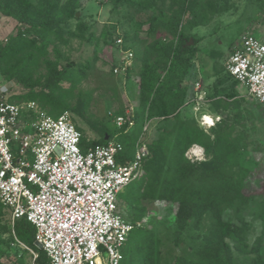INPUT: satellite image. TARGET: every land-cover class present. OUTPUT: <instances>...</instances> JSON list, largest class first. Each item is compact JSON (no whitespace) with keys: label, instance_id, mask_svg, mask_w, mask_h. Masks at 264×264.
Segmentation results:
<instances>
[{"label":"trees","instance_id":"obj_1","mask_svg":"<svg viewBox=\"0 0 264 264\" xmlns=\"http://www.w3.org/2000/svg\"><path fill=\"white\" fill-rule=\"evenodd\" d=\"M129 1L135 8L147 12L144 40L149 42L141 55L135 57L136 71H129L127 78H131L133 71L137 72L140 105L136 111V140L130 146L122 142L126 146L125 159H133L132 149L147 122L150 126L155 121L165 122L168 126L159 127L161 134L155 141L150 142L145 137L150 156L144 161V175L125 189L123 199L131 204L143 200L177 204V236L189 227L199 229L205 218L211 217L202 246L182 250L173 264H241L239 256L247 255L252 258L250 264H264V181L260 191L248 190L251 170L241 163L244 146L236 134L237 124L231 114H226L234 108L239 109L245 102L237 92L238 83L226 70L222 73L224 67L216 70L217 79L207 93L206 103L210 101L221 120L209 131H205L195 117L182 115V110L194 96L186 81L195 68L198 44L196 37L187 32L204 25L207 8L212 13H220L234 0H211L207 6L204 0ZM246 1L260 5L263 0ZM79 9L80 0H0V14L23 26L16 36L0 47V70L5 80L18 81L26 91L15 95L11 99L13 102H36L56 118L65 111L86 118L92 97L77 92V89L93 70V65L85 61L80 65L61 66L57 49V45H67L75 38L87 40V43L98 42L89 25L78 17ZM159 35H167L170 40ZM191 40L194 45L188 46ZM105 42L111 45L114 39L110 37ZM53 51L55 58L50 57ZM116 76L122 87L123 78ZM254 102L264 108L255 99ZM109 113L108 118L112 120ZM170 120H173L172 124H169ZM76 128L82 135L83 151L89 146L105 145L111 139V131L105 125L101 138L91 142L86 141L80 127L76 125ZM195 145L203 148L204 161L192 162L186 157ZM1 210L7 212L0 205ZM229 211L232 218L226 219ZM248 217L261 224L260 235L252 244L249 242L252 227ZM130 222L136 227L125 248V261L161 264L157 234ZM0 230L2 233L8 230L1 226V221ZM14 231L21 243L39 254L35 264H47L45 252L33 244L35 228L23 219L15 223Z\"/></svg>","mask_w":264,"mask_h":264},{"label":"built area","instance_id":"obj_2","mask_svg":"<svg viewBox=\"0 0 264 264\" xmlns=\"http://www.w3.org/2000/svg\"><path fill=\"white\" fill-rule=\"evenodd\" d=\"M115 43L120 55L113 72L127 80L135 54L124 51L122 37ZM225 70L264 107V38L245 32ZM194 92L188 104L206 101L200 83H195ZM109 115L125 133L136 126L130 104L123 114ZM205 117L210 116L201 117L202 127L208 126ZM213 126L214 122L209 128ZM149 127L147 122L133 159H125L124 145L111 139L83 151L82 135L69 111L53 117L36 102H13L0 86V205L10 213L14 238L32 253L33 264L39 254L21 243L14 231L23 219L35 228V245L45 252L47 264L125 262L136 225L122 214L119 196L144 175Z\"/></svg>","mask_w":264,"mask_h":264},{"label":"rangeland","instance_id":"obj_3","mask_svg":"<svg viewBox=\"0 0 264 264\" xmlns=\"http://www.w3.org/2000/svg\"><path fill=\"white\" fill-rule=\"evenodd\" d=\"M210 1L204 0V5L207 6ZM220 5L223 3L221 2ZM227 7L228 9H223L220 13H212L207 8L204 25L187 32L198 40L195 68L192 73L196 76L194 81L201 83L202 91L206 96L217 79L216 70L219 71L224 67L222 73H225V63L232 55L233 48L241 41L243 34L249 31L264 38V0L260 5L249 4L246 0H234ZM79 15V18H83L89 25L98 42L87 43V40L85 42L75 38L67 45H57L61 66L69 63L80 65L85 61L93 65V70L88 73L86 79L81 81L77 89V92L89 94L92 97L86 118L81 119L73 114L72 116L76 125L84 131L86 141L99 140L102 127L105 125L111 131V140L124 142L130 146L136 140L135 128L127 133L119 130L108 118V112L115 114L125 112L127 104L137 111L140 105V80L137 72H134L136 70L133 69L131 78L123 79V85L120 87L118 77L112 73L120 55V49L115 41L122 37L126 43L124 51H133L135 57L141 55L149 42L144 40L147 12L135 8L129 0L117 3L113 0H80ZM22 28L23 26L17 20L0 14V47L16 36ZM110 37L114 39V42L107 45L105 41ZM158 37L170 40L167 35ZM50 57L55 58L56 53L53 51ZM40 71L44 73L43 69ZM0 86L7 93L9 92L10 99L26 92L18 81L5 80L2 70H0ZM65 86L67 87V84ZM237 92L245 102L241 103L239 109L234 108L231 113L226 114H231L233 121L237 124L236 134L239 135L244 146L241 163L251 170L248 190L256 192L262 189L264 181V108H259L254 99L247 94L246 89H241L238 84ZM191 104L193 105L190 108L188 106V109H183V117H195L200 125L201 117L207 114L212 117L214 124L221 120V115L214 113L210 101L206 103L199 100ZM172 123L173 120H170L169 124ZM162 125L168 126L165 122L162 124L153 122L146 132V139L150 142L157 140L161 134L159 127ZM210 128L205 125L203 127L205 131H209ZM134 153L133 148L132 156ZM186 157L192 162L206 159L204 150L198 147H192ZM119 201L124 216L141 225L143 229L157 234L160 239L161 264H173L182 250L199 249L204 235L208 233L210 216L205 218L199 229L189 227L177 236L175 225L177 204L145 200L139 204H131L130 201L123 199V193L119 196ZM7 212L4 210L0 212L1 226L8 228L5 233L0 230V264H33L32 253L14 238L10 225V213ZM231 218L232 213L229 211L226 213V219ZM248 221L252 227L249 235V242L252 244L260 235L261 224L250 217ZM33 244L35 245V241ZM262 247L264 259V243ZM251 259L248 255L247 257L239 256L241 264H250ZM123 264L130 263L125 261Z\"/></svg>","mask_w":264,"mask_h":264},{"label":"crops","instance_id":"obj_4","mask_svg":"<svg viewBox=\"0 0 264 264\" xmlns=\"http://www.w3.org/2000/svg\"><path fill=\"white\" fill-rule=\"evenodd\" d=\"M196 79V76H195V74H191V76H190V78L189 79H187V81H186V83L189 85V88H190V91H191V95H194V87H195V83L197 82V81H194ZM234 79V78H233ZM235 80V79H234ZM236 81V80H235ZM237 82V81H236ZM199 83V82H198ZM238 83V82H237ZM201 84V83H200ZM238 85L240 86V88L241 89H245L243 86H241L239 83H238ZM193 97V96H192ZM191 99V98H190ZM189 99V100H190ZM189 102V101H188ZM191 105H193V104H188L187 106H186V108H184V109H188V106H189V108H190V106ZM183 111V110H182ZM208 115V114H207ZM209 116V115H208ZM211 117V116H210ZM193 147H198V148H200V149H203L202 147H200V146H198V145H195V146H193Z\"/></svg>","mask_w":264,"mask_h":264},{"label":"bare ground","instance_id":"obj_5","mask_svg":"<svg viewBox=\"0 0 264 264\" xmlns=\"http://www.w3.org/2000/svg\"><path fill=\"white\" fill-rule=\"evenodd\" d=\"M208 118H209L212 122H211V123H208V122L206 121V122H205L206 125H208V126H209V125H213V122H214V121H213L210 117H208ZM196 151H197V150H196ZM197 152H198V151H197Z\"/></svg>","mask_w":264,"mask_h":264},{"label":"water","instance_id":"obj_6","mask_svg":"<svg viewBox=\"0 0 264 264\" xmlns=\"http://www.w3.org/2000/svg\"><path fill=\"white\" fill-rule=\"evenodd\" d=\"M79 16H80V15L78 14V17H79ZM192 45H194V41H193V40L190 41V43H189L188 46H192ZM107 140H108V138H107Z\"/></svg>","mask_w":264,"mask_h":264},{"label":"snow or ice","instance_id":"obj_7","mask_svg":"<svg viewBox=\"0 0 264 264\" xmlns=\"http://www.w3.org/2000/svg\"><path fill=\"white\" fill-rule=\"evenodd\" d=\"M205 120H206L208 123H211V122H212L208 117H205Z\"/></svg>","mask_w":264,"mask_h":264}]
</instances>
